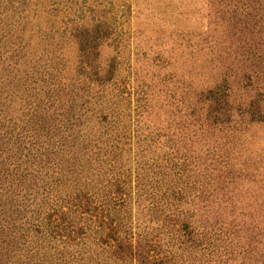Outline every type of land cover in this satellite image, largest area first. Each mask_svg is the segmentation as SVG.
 Segmentation results:
<instances>
[{"label": "rangeland", "instance_id": "rangeland-1", "mask_svg": "<svg viewBox=\"0 0 264 264\" xmlns=\"http://www.w3.org/2000/svg\"><path fill=\"white\" fill-rule=\"evenodd\" d=\"M10 1L0 115L28 116L48 87L25 76L42 65L82 86L79 41L96 38L100 83L75 111L82 133L116 139L121 167L82 176L85 195L51 175L45 264L60 263L62 244L66 264H264V0ZM19 36L24 63L5 76ZM165 186L180 194L179 220L160 218Z\"/></svg>", "mask_w": 264, "mask_h": 264}, {"label": "trees", "instance_id": "trees-1", "mask_svg": "<svg viewBox=\"0 0 264 264\" xmlns=\"http://www.w3.org/2000/svg\"><path fill=\"white\" fill-rule=\"evenodd\" d=\"M5 1L11 4L10 0ZM3 37V34H0V40H3ZM17 42H12V50H18V57L12 63L2 65L5 76L24 63L21 62L24 57L21 51L25 49L23 38L19 36ZM96 45V38L79 41L80 57L83 58L77 67L85 81L82 86L77 88V85L66 84L59 72L51 73L42 65L45 75H24L33 84L42 78L48 87L41 95H35L34 100L28 99L25 107L28 116H19L17 122L14 117H8L4 113L0 115V264H45L48 254L39 251V246L52 237L51 228L48 227L49 214L44 215L46 203L53 201L48 197L49 191L57 185L53 180H49L52 174L59 173L62 181L76 182L78 187L82 186L77 189L78 194L85 195L88 185L83 183V180L79 181L82 176L84 179L86 175H95L96 171L99 173L104 169L105 172L101 174L104 177L109 172L121 170V167L115 166L120 163L112 148V143L117 142L116 139L105 134L82 133L79 130L81 115L75 111L76 101L82 98L81 106L87 104L89 98L85 95L90 94L91 85L100 83L99 66L93 63L96 59ZM50 66L49 68L56 69L52 60ZM5 80L13 81L1 79L0 76V84ZM85 90L88 92L85 93ZM37 91L39 92V89ZM1 106L2 104L0 110ZM101 119L106 123L103 116ZM89 161L99 163L92 168L91 164L88 165ZM170 188L172 187L165 186L162 194L165 199L162 203L163 210H160L159 202L156 205L163 221H176L182 216L175 212L178 211L180 194L176 195L174 189ZM37 192H40V195L46 194L36 197ZM165 204H168V207H165ZM186 226V221L180 223L181 229ZM65 248L67 247L64 244L51 247V254L60 260L59 264H66L72 255H66ZM162 260L164 258L159 262Z\"/></svg>", "mask_w": 264, "mask_h": 264}]
</instances>
